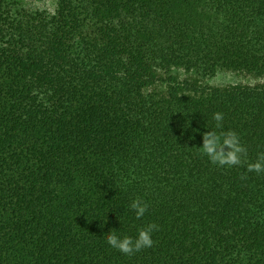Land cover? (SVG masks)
Masks as SVG:
<instances>
[{
    "label": "trees",
    "instance_id": "1",
    "mask_svg": "<svg viewBox=\"0 0 264 264\" xmlns=\"http://www.w3.org/2000/svg\"><path fill=\"white\" fill-rule=\"evenodd\" d=\"M226 75L264 77V0H0V264H264V85ZM215 112L239 166L200 152Z\"/></svg>",
    "mask_w": 264,
    "mask_h": 264
},
{
    "label": "clouds",
    "instance_id": "2",
    "mask_svg": "<svg viewBox=\"0 0 264 264\" xmlns=\"http://www.w3.org/2000/svg\"><path fill=\"white\" fill-rule=\"evenodd\" d=\"M212 120L215 122V127L202 133V146L199 147L201 154L216 166L241 165L247 150L241 144L239 135L232 130H223L222 112L213 113ZM247 171L264 173V152L258 153L254 162L247 163ZM128 207L134 213L135 219L141 220L148 211L149 205L142 198H135ZM158 230L159 226L156 223H147L139 227L135 236L118 235L111 230L105 234V242L112 249L131 256L151 248L154 244L153 233Z\"/></svg>",
    "mask_w": 264,
    "mask_h": 264
},
{
    "label": "rangeland",
    "instance_id": "3",
    "mask_svg": "<svg viewBox=\"0 0 264 264\" xmlns=\"http://www.w3.org/2000/svg\"><path fill=\"white\" fill-rule=\"evenodd\" d=\"M37 6L41 8H49L50 10L54 9L56 0H32ZM242 82L244 84L249 85H264V77L263 78H253L247 77L244 79L236 78L230 75L220 76L209 83L212 87H225L228 85H232L235 83Z\"/></svg>",
    "mask_w": 264,
    "mask_h": 264
}]
</instances>
